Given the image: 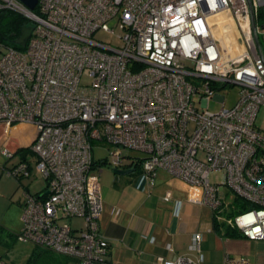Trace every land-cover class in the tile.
<instances>
[{"label": "built area", "instance_id": "built-area-1", "mask_svg": "<svg viewBox=\"0 0 264 264\" xmlns=\"http://www.w3.org/2000/svg\"><path fill=\"white\" fill-rule=\"evenodd\" d=\"M36 9L0 0V10L33 24L22 50L0 41V123L36 127L31 149L46 181L43 192L25 194L18 240L73 264H110L93 158L99 143L115 149L105 161L114 170L141 167L151 182L163 170L199 192L191 202L248 240L264 241V61L247 0H38ZM221 13L230 15L242 55L231 57L215 38L211 18ZM100 32L116 36L118 46L96 39ZM228 88L239 89L230 108L219 95ZM211 100L222 105L218 112L205 106ZM219 171L224 184L210 180ZM9 174L30 178L32 169L23 162ZM73 219L84 224L71 227ZM201 243L196 234L189 250L200 252ZM225 264L248 260L227 256Z\"/></svg>", "mask_w": 264, "mask_h": 264}, {"label": "crops", "instance_id": "crops-1", "mask_svg": "<svg viewBox=\"0 0 264 264\" xmlns=\"http://www.w3.org/2000/svg\"><path fill=\"white\" fill-rule=\"evenodd\" d=\"M10 134H13V156L20 157L18 164L24 162L35 169L37 156L31 147L36 129L17 128ZM7 141L10 136L0 146L8 145ZM3 170L9 169L4 166ZM133 170L128 175L115 174L112 183L101 185L104 212L100 231L111 245L110 264H155L158 258L176 261L180 257L189 258L193 264H225L227 256L246 258L248 264H264V241L226 237L225 226L216 229L217 223L226 225L222 216L208 206L190 201L198 196L197 190L163 170L156 172L154 182L141 167ZM22 180L17 179L19 185ZM11 181L5 174L0 176V227L5 230L0 239V264H16L13 251L17 239L6 233L16 236L21 232L25 194L31 193L26 188L22 198L15 200L17 184ZM166 198L170 201L166 202ZM196 234L202 236L201 251L191 252L189 248ZM37 248L30 244L23 264L31 258L37 259V264H73L62 256L61 263L51 252Z\"/></svg>", "mask_w": 264, "mask_h": 264}, {"label": "rangeland", "instance_id": "rangeland-1", "mask_svg": "<svg viewBox=\"0 0 264 264\" xmlns=\"http://www.w3.org/2000/svg\"><path fill=\"white\" fill-rule=\"evenodd\" d=\"M261 4H264V0H259ZM231 20V17H230ZM232 21V20H231ZM218 22V23H217ZM211 23L213 26V31L217 30V32H224L227 35H229V37H232L235 41H237L240 45H241V51L240 50H236L234 49V53H237L240 51V53L243 52V44L240 41V37L239 34L235 28H227V29H223L222 28V23L217 20V18H211ZM233 23V21H232ZM257 25L258 27H260L259 30V40L261 42L263 51H264V23L259 22L257 20ZM121 33L120 30H116V35H119ZM96 39L105 42V43H109L112 44V46H118V40L116 38V36H112L111 34L108 33H104V32H100L96 34ZM84 83H90V79L87 78L84 80ZM219 95L221 96H225L226 97V107L230 108L233 107L236 102L238 101V96H239V89L238 88H228L226 90H224L223 92H221ZM205 106L209 108L210 111L212 112H218L221 108L222 105L219 104L216 100H211V101H205ZM264 124V110L260 113L259 116V125H263ZM35 128L36 127L34 125L31 124H26V123H18V124H14V125H9L8 123L5 122H1L0 123V145L3 143V141L5 140V138L10 136V141H7L8 145H3L2 147L0 146V176L4 175L12 178L11 182H14L16 185V191H15V196L14 199L15 200H19L20 198H22V195L24 193V191L26 190V188L29 189V191L31 193H36L39 192L40 190L44 189L46 187V181L43 178V176L38 172V170L36 169V166L34 167L35 169L32 170V175L30 178H25L22 180V185L18 184L17 178L13 175L9 174V170L13 169L14 165H17L20 162V157L19 155H15L13 156L14 148H12L13 144L11 143V136L13 134H10L12 131L16 130L17 128L22 129V128ZM37 130V129H36ZM3 150H8L10 152V155L13 156L12 158H7L4 154H3ZM114 148L108 144H95L94 145V149H93V158L95 161H102V160H108L109 162L111 161V154L114 152ZM132 157L134 158H142L143 154L138 153V152H132ZM33 164L35 163L34 161V157H32V161ZM130 162L129 159H125L124 163H128ZM6 166L9 170H3V167ZM113 168L109 165L103 166L101 168V175H100V184L105 187L108 186L110 183H112L114 181V179L116 178L114 172H113ZM8 171V172H7ZM210 180L212 183H217V184H224L225 180H226V175L225 172L223 171H219V172H213L210 175ZM14 189V188H13ZM12 189V190H13ZM232 195V194H231ZM233 198V197H231ZM71 227H78V226H82L84 224V222L80 219H73L71 221H67ZM27 249H30V244H26L23 243L20 240H17V242L15 243V249L13 251L14 253V260L16 262V264H23L24 258L26 256L25 253L28 252ZM24 261V262H23ZM23 262V263H22ZM38 264H40L38 262Z\"/></svg>", "mask_w": 264, "mask_h": 264}, {"label": "trees", "instance_id": "trees-1", "mask_svg": "<svg viewBox=\"0 0 264 264\" xmlns=\"http://www.w3.org/2000/svg\"><path fill=\"white\" fill-rule=\"evenodd\" d=\"M35 12H38V8L35 10ZM257 20L259 22L264 23V5L260 7L257 11ZM32 26H33L32 22L29 19H27L25 16L19 14L18 12L11 11V10H0V41L3 42L5 45L13 47L14 49H17V50H22V47L17 45L16 40L20 37L23 29L32 27ZM105 161L106 160H102L98 162L95 161V166L101 169L103 166L108 165L107 162ZM233 204L238 205V207H240V209H243V210L249 209L248 207H246V204L244 205L243 201L240 200L239 198L234 199ZM239 204H243V205H239ZM221 226H225V231H226L225 236L226 237H229V238H242L243 237L241 232H239L236 228H232L225 224L223 225V224L217 223L216 229H218V227H221ZM4 231L5 230L2 227H0V239ZM20 234L21 232L15 236L13 234H9L8 232L6 233V235L9 238L17 239V240ZM110 247H109V250H110ZM37 249H40V248H37ZM50 254L54 255L57 261L61 263L64 261L61 256L54 254L52 252ZM27 264H37V259L31 258L27 262Z\"/></svg>", "mask_w": 264, "mask_h": 264}, {"label": "water", "instance_id": "water-1", "mask_svg": "<svg viewBox=\"0 0 264 264\" xmlns=\"http://www.w3.org/2000/svg\"><path fill=\"white\" fill-rule=\"evenodd\" d=\"M21 1L25 6H27L31 11H34L38 5V0H19ZM249 9H250V15H251V23H252V30L254 35V40L256 43V46L258 48L260 57L264 61V51L261 45V42L259 40V35L257 33V23H256V16H255V1L254 0H247ZM264 4H261L263 6ZM33 32L32 27H28L22 30L20 37L16 40L17 45H19L22 48H25L27 41L31 38ZM134 170H113L114 174L116 175H128L132 173ZM47 193H45L46 195Z\"/></svg>", "mask_w": 264, "mask_h": 264}, {"label": "bare ground", "instance_id": "bare-ground-1", "mask_svg": "<svg viewBox=\"0 0 264 264\" xmlns=\"http://www.w3.org/2000/svg\"><path fill=\"white\" fill-rule=\"evenodd\" d=\"M212 18H217V20H219L222 24V28L223 29H227V28H234V23H232V21L230 20V15H228L227 13H221L218 14ZM218 23V22H217ZM217 30L213 31L215 38L220 41L224 51L226 53H228L231 57H237L239 55H242L244 53L245 50H243L242 53H240L241 49V45L235 41L232 37H229V35H227L224 32H217ZM234 49L236 50H240L237 53H234ZM244 49V48H243ZM234 50V51H233Z\"/></svg>", "mask_w": 264, "mask_h": 264}, {"label": "clouds", "instance_id": "clouds-1", "mask_svg": "<svg viewBox=\"0 0 264 264\" xmlns=\"http://www.w3.org/2000/svg\"><path fill=\"white\" fill-rule=\"evenodd\" d=\"M261 4V3H260ZM262 7V6H261ZM257 23V22H256Z\"/></svg>", "mask_w": 264, "mask_h": 264}]
</instances>
